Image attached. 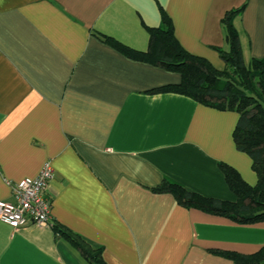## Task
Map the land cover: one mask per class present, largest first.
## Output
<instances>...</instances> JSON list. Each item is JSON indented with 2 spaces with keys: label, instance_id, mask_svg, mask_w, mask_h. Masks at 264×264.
<instances>
[{
  "label": "crops",
  "instance_id": "1",
  "mask_svg": "<svg viewBox=\"0 0 264 264\" xmlns=\"http://www.w3.org/2000/svg\"><path fill=\"white\" fill-rule=\"evenodd\" d=\"M161 7L180 44L219 70L222 21L243 7L234 25L245 64L264 57V0H0V200L13 199L8 181L53 168L52 226L0 220V264H89L55 224L101 247L106 264H235L218 253L264 245V221L240 224L157 190L170 179L233 201L220 163L258 180L234 140L237 111L155 92L181 74L104 41L147 50Z\"/></svg>",
  "mask_w": 264,
  "mask_h": 264
},
{
  "label": "trees",
  "instance_id": "2",
  "mask_svg": "<svg viewBox=\"0 0 264 264\" xmlns=\"http://www.w3.org/2000/svg\"><path fill=\"white\" fill-rule=\"evenodd\" d=\"M242 10L243 7L228 11L222 21L229 46L228 50L219 49L226 64L224 70L215 68L209 60L190 53L180 44L171 18L162 7L163 24L148 28L147 50L133 49L110 36H104V41L132 59L181 74L180 83L164 85L154 89L155 92H175L221 110L239 113L234 140L237 148L252 158V167L258 177L256 185L248 184L232 166L220 163L226 182L236 196L233 201L203 196L170 179H164L157 190L172 193L185 207L251 225L264 221V57L252 58L248 66L245 64L239 33L234 25V18ZM54 230L80 251L89 264H106L101 247L93 246L64 226L55 224ZM218 254L232 259L235 264H264V245L253 254Z\"/></svg>",
  "mask_w": 264,
  "mask_h": 264
},
{
  "label": "built area",
  "instance_id": "3",
  "mask_svg": "<svg viewBox=\"0 0 264 264\" xmlns=\"http://www.w3.org/2000/svg\"><path fill=\"white\" fill-rule=\"evenodd\" d=\"M53 168L46 162L35 177L8 181L13 199L0 200V220L14 229L28 225L52 226L50 211L52 198L47 192Z\"/></svg>",
  "mask_w": 264,
  "mask_h": 264
}]
</instances>
